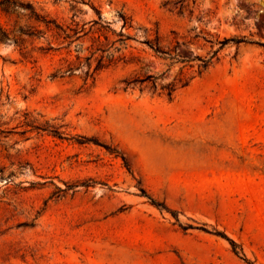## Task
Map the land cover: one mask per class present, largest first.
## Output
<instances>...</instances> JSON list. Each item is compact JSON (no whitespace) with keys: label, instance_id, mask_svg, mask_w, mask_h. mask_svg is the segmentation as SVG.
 I'll list each match as a JSON object with an SVG mask.
<instances>
[{"label":"rangeland","instance_id":"374dc122","mask_svg":"<svg viewBox=\"0 0 264 264\" xmlns=\"http://www.w3.org/2000/svg\"><path fill=\"white\" fill-rule=\"evenodd\" d=\"M23 1L59 30L0 43V264H264V0ZM147 42L217 53L169 100ZM205 123L230 154L171 148Z\"/></svg>","mask_w":264,"mask_h":264},{"label":"trees","instance_id":"16d2710c","mask_svg":"<svg viewBox=\"0 0 264 264\" xmlns=\"http://www.w3.org/2000/svg\"><path fill=\"white\" fill-rule=\"evenodd\" d=\"M77 4H85L87 2L86 0H75ZM0 12L8 17L9 19H13V28L12 30H6L5 28L0 26V43L6 42L8 40L12 41L14 44L22 43L23 40H21V37L24 35L28 38L32 37H40L39 35H43L44 33L37 30L40 26H44L48 31L53 30L52 27L59 30V27L53 22L47 19L46 16L41 15L30 2H24L23 0H0ZM22 17L25 18L27 22L30 23V25L26 26V30H23L22 28H18L15 30L17 25V20ZM158 39V37H156ZM229 42H233L235 44L244 43L242 39H225L220 41L218 44L220 46L219 49H222L225 45H227ZM147 46L161 59L164 61H170V64L168 67H171L173 63L182 64L183 67L180 69V73L178 75V79L174 80L173 82L161 87V91L165 93L167 98L171 100L174 96V94L185 87L189 85V83L196 78L197 76H201L204 72H206L210 66L213 63V59L216 56L217 52L213 53V56L209 59H201V58H194V59H187L182 58L181 60L176 59L174 56H172L171 51H163L161 47H159L158 43L156 45H153L150 42L146 43ZM177 44V43H176ZM195 62H198L196 65ZM191 65H188L190 64ZM188 68L193 71V75L186 78L185 75H183V69ZM74 71V68L71 67V65L67 66L66 71L64 74H71ZM164 75V73H163ZM157 78L153 76H148L144 79H135V80H129L125 81L126 88L129 86H134L136 84H144L146 82L152 81V88L156 90L155 80ZM12 175V174H11ZM153 204H156L154 200L150 199ZM156 206H161V204H156ZM234 248V244H232Z\"/></svg>","mask_w":264,"mask_h":264},{"label":"crops","instance_id":"0c3cea01","mask_svg":"<svg viewBox=\"0 0 264 264\" xmlns=\"http://www.w3.org/2000/svg\"><path fill=\"white\" fill-rule=\"evenodd\" d=\"M201 127L191 130L186 134L192 139L187 144L171 146L184 155H192L199 158H212L220 160L223 155L231 153L230 140L235 133L230 132V127L223 123H205Z\"/></svg>","mask_w":264,"mask_h":264}]
</instances>
